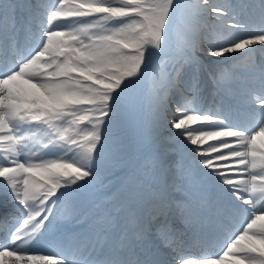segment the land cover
Here are the masks:
<instances>
[{
	"label": "snow or ice",
	"instance_id": "6c2138e0",
	"mask_svg": "<svg viewBox=\"0 0 264 264\" xmlns=\"http://www.w3.org/2000/svg\"><path fill=\"white\" fill-rule=\"evenodd\" d=\"M258 50L264 0H0V264H264ZM53 230L61 253L27 249ZM221 234L219 254H182Z\"/></svg>",
	"mask_w": 264,
	"mask_h": 264
}]
</instances>
